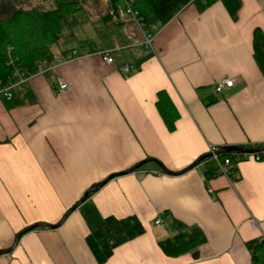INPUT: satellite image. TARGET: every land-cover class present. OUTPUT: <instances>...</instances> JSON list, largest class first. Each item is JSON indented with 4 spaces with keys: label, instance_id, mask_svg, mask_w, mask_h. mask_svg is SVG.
Returning <instances> with one entry per match:
<instances>
[{
    "label": "crops",
    "instance_id": "obj_1",
    "mask_svg": "<svg viewBox=\"0 0 264 264\" xmlns=\"http://www.w3.org/2000/svg\"><path fill=\"white\" fill-rule=\"evenodd\" d=\"M90 24L94 35L78 41L111 50L115 63L92 55L58 64L11 100L0 97V251L12 248L0 264H252L247 243L264 240V152L248 154L233 175L212 159L181 174L158 163L177 173L210 146H264V74L254 55L264 0H242L237 19L222 2L190 4L158 26L152 47L130 16L112 33ZM59 78L69 90L59 91ZM224 79L234 86L216 92ZM160 92L178 114L174 130ZM148 159L158 163L125 173ZM175 219L206 235L198 259L160 247ZM109 220L122 226L117 244L102 233ZM38 223L57 227L15 245Z\"/></svg>",
    "mask_w": 264,
    "mask_h": 264
},
{
    "label": "trees",
    "instance_id": "obj_2",
    "mask_svg": "<svg viewBox=\"0 0 264 264\" xmlns=\"http://www.w3.org/2000/svg\"><path fill=\"white\" fill-rule=\"evenodd\" d=\"M217 2L224 3L231 16L234 19L238 18L242 0H110L108 13L95 21L90 17L85 19L79 17V14L85 10L83 0H0V85H6L13 78L16 70L25 76L37 75L43 70L44 65L48 67L55 65L57 57L66 56L74 49L92 47V42L83 40L77 41L75 47L68 48L71 42L78 39L75 29L84 22L92 24L102 22L112 33L125 17L121 12L120 3L124 4L126 13L130 5L138 12L140 22L151 29L166 25L190 4H196L204 9ZM27 4L29 7L25 6ZM254 55L264 74V33L260 28L254 31ZM166 98L165 92L159 93L158 107L168 129L174 130L178 114L168 107ZM245 147L261 149L264 146ZM219 153L222 159H229L230 175L235 174L236 165L249 156L236 151L224 153L222 148ZM262 153L260 151L255 156L261 158ZM210 159H213L211 155L201 163ZM92 193L88 190L65 214L62 221ZM43 227L46 226L35 224L19 234L22 236ZM171 227L175 235L159 241L163 252L170 257L191 253L195 259H198L199 249L207 240L204 232L198 227H190L176 219L173 220ZM101 230L112 244L125 239L122 226L117 220L103 223ZM247 246L251 251L252 264H264V240H251Z\"/></svg>",
    "mask_w": 264,
    "mask_h": 264
},
{
    "label": "built area",
    "instance_id": "obj_3",
    "mask_svg": "<svg viewBox=\"0 0 264 264\" xmlns=\"http://www.w3.org/2000/svg\"><path fill=\"white\" fill-rule=\"evenodd\" d=\"M127 13L143 29L144 36H145V41H144L145 45L147 47H152L153 41H154L155 36L158 32V28L157 27H152L151 29L146 28L145 25L143 23H141L140 20L138 19V16H139L138 12L133 10L130 7V5L127 8ZM92 55H99L102 58V60L107 64L115 63V59L112 56L111 50L104 48L102 45H94L92 47L85 48L83 51L74 49L72 52H70L68 57H57V63L55 65H53L51 67L44 65L43 70L41 72H44L46 69H54V68H56V66L58 64H63V63L75 61L77 59H80L83 57H90ZM132 67L133 66H130V65L126 66L125 65L124 71L128 73L131 71ZM33 76L34 75L25 76L22 73H20L19 70H16L13 78L6 85H0V97H4L6 100H11L14 96V92L22 91L27 86L28 82L30 81V79ZM59 83H60V87H59L60 92H65V91L69 90L71 87V85L69 83L65 82L64 80H62V78H59ZM233 86H234V80L224 79V80L218 81L214 85V89L216 92L220 93L225 88H231ZM219 151H220L219 147L210 146L211 157L220 164L222 172L229 174L227 168H229V166H230V161H229V159H222ZM256 158L259 159L258 156ZM155 223L161 224L162 219L158 218L155 221Z\"/></svg>",
    "mask_w": 264,
    "mask_h": 264
},
{
    "label": "rangeland",
    "instance_id": "obj_4",
    "mask_svg": "<svg viewBox=\"0 0 264 264\" xmlns=\"http://www.w3.org/2000/svg\"><path fill=\"white\" fill-rule=\"evenodd\" d=\"M85 10L84 12H81L79 14V17L81 19H85L87 17H90L91 20H98L99 18L103 17V15L107 14L110 9V0H83ZM26 7H29L28 4L25 5ZM121 12L123 16L129 17L126 13V8L124 7L123 3L119 4ZM102 23V22H98ZM103 24V23H102ZM93 26L88 22H84L82 25L78 26L75 29V33L78 36V39H90L94 34ZM77 40L71 42L68 47H74L77 45ZM211 162H217L216 160L212 159ZM218 164V162H217ZM64 218V216L61 218V220ZM152 224H154V221L152 220ZM167 228H169L168 224H166ZM169 231L173 232L169 229Z\"/></svg>",
    "mask_w": 264,
    "mask_h": 264
},
{
    "label": "water",
    "instance_id": "obj_5",
    "mask_svg": "<svg viewBox=\"0 0 264 264\" xmlns=\"http://www.w3.org/2000/svg\"><path fill=\"white\" fill-rule=\"evenodd\" d=\"M233 151H236V152H242V153H245V154H256L260 151L264 152V147L261 148V149H254V148H247L245 146H225L222 148V152L224 153H229V152H233ZM210 157V154H207L205 156H202L200 157L198 160H196V162H194L191 166H189L186 170H183L181 172H177V173H174V172H171L169 170H167L162 164L158 163L156 160L154 159H148V160H145L144 162L142 163H139L138 165H136L135 167L131 168L130 170H128L127 172L125 173H129V172H132L134 171L135 169H138L139 167L143 166L145 163L147 162H150V161H153V162H157L161 169L165 172V173H168V174H181V173H184L196 166H198L202 161H204L206 158ZM118 174H115V175H112L110 176L108 179H106L105 181L103 182H100L98 184H95L94 186H92V188L90 189L91 192H97L98 190H100V188L105 185L111 178L117 176ZM37 225H44L48 228H54V227H57L56 225H50V224H37ZM35 227V226H34ZM20 234L17 236L16 240H15V245L17 244V242L19 241V238H20ZM12 251V248L11 249H8V250H2L0 251V254H5V253H9Z\"/></svg>",
    "mask_w": 264,
    "mask_h": 264
}]
</instances>
